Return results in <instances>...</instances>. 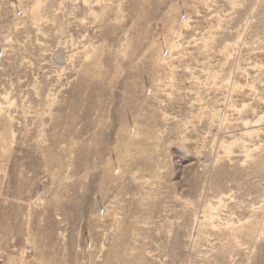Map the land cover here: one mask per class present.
I'll return each instance as SVG.
<instances>
[{
  "label": "rangeland",
  "instance_id": "374dc122",
  "mask_svg": "<svg viewBox=\"0 0 264 264\" xmlns=\"http://www.w3.org/2000/svg\"><path fill=\"white\" fill-rule=\"evenodd\" d=\"M0 264H264V0H0Z\"/></svg>",
  "mask_w": 264,
  "mask_h": 264
}]
</instances>
